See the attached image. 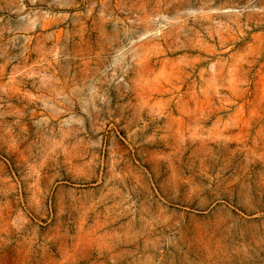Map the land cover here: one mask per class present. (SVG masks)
<instances>
[{
    "label": "rangeland",
    "instance_id": "rangeland-1",
    "mask_svg": "<svg viewBox=\"0 0 264 264\" xmlns=\"http://www.w3.org/2000/svg\"><path fill=\"white\" fill-rule=\"evenodd\" d=\"M0 264H264V0H0Z\"/></svg>",
    "mask_w": 264,
    "mask_h": 264
}]
</instances>
